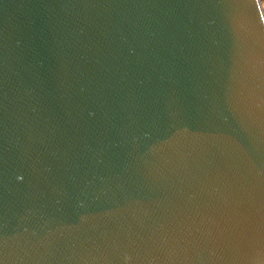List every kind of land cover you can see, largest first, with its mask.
Wrapping results in <instances>:
<instances>
[{"label":"water","instance_id":"1","mask_svg":"<svg viewBox=\"0 0 264 264\" xmlns=\"http://www.w3.org/2000/svg\"><path fill=\"white\" fill-rule=\"evenodd\" d=\"M0 264H264L260 0H0Z\"/></svg>","mask_w":264,"mask_h":264},{"label":"rangeland","instance_id":"2","mask_svg":"<svg viewBox=\"0 0 264 264\" xmlns=\"http://www.w3.org/2000/svg\"><path fill=\"white\" fill-rule=\"evenodd\" d=\"M260 4H261V7H262V12L264 14V0H260Z\"/></svg>","mask_w":264,"mask_h":264},{"label":"bare ground","instance_id":"3","mask_svg":"<svg viewBox=\"0 0 264 264\" xmlns=\"http://www.w3.org/2000/svg\"><path fill=\"white\" fill-rule=\"evenodd\" d=\"M260 7H261V4H260ZM261 10H262V7H261Z\"/></svg>","mask_w":264,"mask_h":264}]
</instances>
